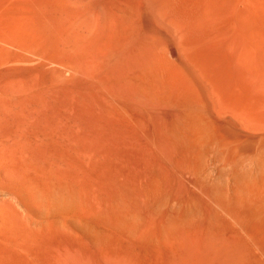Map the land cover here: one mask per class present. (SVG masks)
Listing matches in <instances>:
<instances>
[{"label": "bare ground", "instance_id": "bare-ground-1", "mask_svg": "<svg viewBox=\"0 0 264 264\" xmlns=\"http://www.w3.org/2000/svg\"><path fill=\"white\" fill-rule=\"evenodd\" d=\"M0 105V264H264V0H0Z\"/></svg>", "mask_w": 264, "mask_h": 264}, {"label": "rangeland", "instance_id": "rangeland-1", "mask_svg": "<svg viewBox=\"0 0 264 264\" xmlns=\"http://www.w3.org/2000/svg\"><path fill=\"white\" fill-rule=\"evenodd\" d=\"M8 110H10V108L7 109L6 107H3V105H0V131H36L37 130L36 124H34L36 122H34L35 119H33L32 115H29L27 118V114L24 113L26 115L25 116L22 114V112L17 113V110L19 112V108L16 106L13 108L14 112H12L13 110L11 111ZM41 121L42 123H44L43 120ZM41 121L39 122V124H42Z\"/></svg>", "mask_w": 264, "mask_h": 264}]
</instances>
